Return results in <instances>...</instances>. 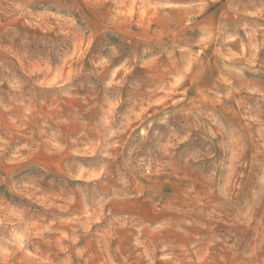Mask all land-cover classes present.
Here are the masks:
<instances>
[{"label": "rangeland", "instance_id": "rangeland-1", "mask_svg": "<svg viewBox=\"0 0 264 264\" xmlns=\"http://www.w3.org/2000/svg\"><path fill=\"white\" fill-rule=\"evenodd\" d=\"M0 264H264V0H0Z\"/></svg>", "mask_w": 264, "mask_h": 264}]
</instances>
